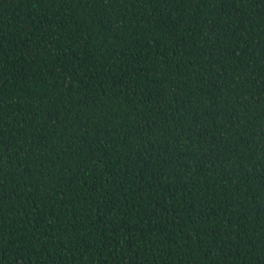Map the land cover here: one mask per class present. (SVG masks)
<instances>
[{
  "label": "trees",
  "instance_id": "1",
  "mask_svg": "<svg viewBox=\"0 0 264 264\" xmlns=\"http://www.w3.org/2000/svg\"><path fill=\"white\" fill-rule=\"evenodd\" d=\"M0 264H264V0H0Z\"/></svg>",
  "mask_w": 264,
  "mask_h": 264
}]
</instances>
